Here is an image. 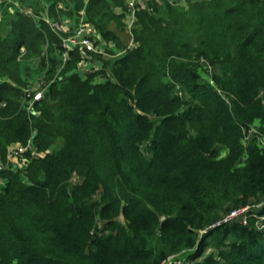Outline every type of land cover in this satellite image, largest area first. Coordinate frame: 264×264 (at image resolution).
<instances>
[{"label": "trees", "instance_id": "16d2710c", "mask_svg": "<svg viewBox=\"0 0 264 264\" xmlns=\"http://www.w3.org/2000/svg\"><path fill=\"white\" fill-rule=\"evenodd\" d=\"M128 1L0 0V161L9 164L12 144L32 141L36 152L21 157L23 172L0 169V264H166L183 255L264 264V0H164L166 16L153 0V12L136 11L131 49ZM82 16L107 51L122 52L110 75L82 76L78 48L57 74L68 33L45 17ZM205 64L219 68L211 80ZM41 77L54 81L28 110L23 89ZM247 206L246 223L221 222Z\"/></svg>", "mask_w": 264, "mask_h": 264}, {"label": "built area", "instance_id": "2783aa9c", "mask_svg": "<svg viewBox=\"0 0 264 264\" xmlns=\"http://www.w3.org/2000/svg\"><path fill=\"white\" fill-rule=\"evenodd\" d=\"M151 1L153 0H144L143 2H140L138 0L128 1V14L125 19V31L130 36V41L126 47L127 49H131L137 45L133 36V27L136 21V11L137 9H146L149 12H153L154 6H151ZM24 11L26 13H32L31 8L24 9ZM45 20H47L51 24L54 30L61 33H68V35L63 38V51L60 52L59 55L62 58V64L58 66L57 74L60 73L64 65L69 60V52L71 49L78 48L79 50L82 59L81 63L79 64V67L81 65H86L88 62L93 61V59L95 58L94 54L104 55L106 53L105 44L107 43L103 40V38H101L96 27L91 24L88 20H86L85 16H82L78 22H73L68 19L63 20L62 22L51 21L48 17H45ZM109 44L112 46L114 45L111 42ZM25 51V48L22 47L21 55L18 58L19 60L23 59ZM124 51H126V49H124ZM121 53L122 52L120 51L119 54ZM31 62L33 61L29 60L24 64L28 67L30 66L31 68H35V63ZM55 77H57V75ZM53 81L54 79L51 82H48L43 77H41L40 79H37L33 83H31L30 86L23 89L24 101L28 110H33L35 103L43 99L50 83H52ZM27 151H31L30 154L32 157L36 155L32 141H30L26 146H10L8 149V158L10 156L24 157V153H26ZM8 166L9 165H5L0 161V169H5ZM249 209V206L235 209L231 211L227 216H225L221 222H229L233 219L242 218L244 223H246L247 212ZM166 264H193V262L184 257L171 256L167 260Z\"/></svg>", "mask_w": 264, "mask_h": 264}, {"label": "rangeland", "instance_id": "374dc122", "mask_svg": "<svg viewBox=\"0 0 264 264\" xmlns=\"http://www.w3.org/2000/svg\"><path fill=\"white\" fill-rule=\"evenodd\" d=\"M154 3L159 6L158 13L156 14V16H166L165 7H164L165 1L164 0H154ZM5 31H6L5 27H1L0 26V34H4ZM113 48H114V46H113ZM118 53L119 52H117V54H115L112 51L110 52V51L106 50V53L104 55H102V56L106 55V57L101 58V59H98L97 57H95L93 62L97 61V63H98L97 65L99 67L96 68V69L95 68H91L89 71H85V75L87 74V72H90L92 70H99V69H104V68H105V75L107 76V73H108V75H110L111 74L110 73V66L112 65V61H114L117 58ZM35 61L36 60H34L31 63H35ZM105 65H108V66L105 67ZM84 67H85L84 65H81L78 70L81 71V69H84ZM202 71H203V78L206 79V80H211V75L213 74V71L219 72V68H216L215 70H212L207 64H205V65H203V70ZM80 73L83 74L82 76H84V73L82 71ZM102 80H104V76L97 78V82H100ZM179 94H184V93L181 90H179ZM257 126L258 125L253 126V128L250 131L246 132V140L245 141H248V140H250L251 138H253L254 136L257 135ZM258 139H259V142L261 143V145L264 146V138H262V136H259ZM218 151H219L221 157H223V156H225L227 154L226 150H224L220 146L218 147ZM145 153H148L147 150H145ZM17 158H18V162L22 164L21 167L17 168V171L19 170V171L23 172V169H24L23 161H22L21 157L17 156ZM12 163L13 162L11 161L10 165H12ZM82 177H83L82 173L81 172H77L76 174L73 175L72 182L75 183V184L80 183L82 181ZM25 179L26 178L24 177V180ZM102 224H103V221L99 220L98 224H97V227H100ZM211 252H212V247L209 246L205 254H209ZM183 257L185 258L186 256L183 255Z\"/></svg>", "mask_w": 264, "mask_h": 264}, {"label": "crops", "instance_id": "0c3cea01", "mask_svg": "<svg viewBox=\"0 0 264 264\" xmlns=\"http://www.w3.org/2000/svg\"><path fill=\"white\" fill-rule=\"evenodd\" d=\"M138 1H140V2H143L144 0H138ZM13 10V9H12ZM3 12L4 11H2V9L0 8V26L1 27H4L3 26V23H2V15H3ZM124 39H125V43H126V47H127V45L129 44V41H130V36L128 35V33H126V31H125V36H124ZM114 44V43H113ZM109 46L110 47H113L112 45H110L109 44ZM119 53H120V51H118ZM118 53V54H119ZM103 57H106V55L105 56H103ZM95 59V58H94ZM93 59V60H94ZM98 63H97V61H91V62H88L86 65H84L85 67H84V69H81V71L84 73V75H85V71H89L91 68H98L99 66L97 65ZM81 71H79L78 70V72L80 73ZM81 74V73H80ZM81 75H83V74H81ZM19 144H12L11 146H18ZM10 147V146H9ZM8 161H9V166L11 167V168H13V170H17V168L18 167H21V163H19L18 162V158H17V156H10L9 158H8ZM13 162L12 163V165H10V162ZM24 164V163H23Z\"/></svg>", "mask_w": 264, "mask_h": 264}]
</instances>
